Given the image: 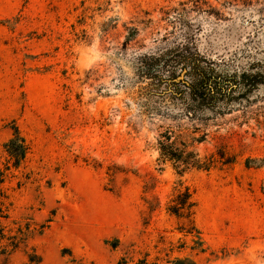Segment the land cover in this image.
Masks as SVG:
<instances>
[{
  "label": "rangeland",
  "instance_id": "obj_1",
  "mask_svg": "<svg viewBox=\"0 0 264 264\" xmlns=\"http://www.w3.org/2000/svg\"><path fill=\"white\" fill-rule=\"evenodd\" d=\"M197 1L0 0V166L12 124L29 144L0 186V264H133L158 234L190 245L165 209L180 180L207 249L174 255L264 264V79L205 109L192 147L210 167L157 159L172 120L146 108L181 104L146 94L139 55L191 41L228 71L264 72V0Z\"/></svg>",
  "mask_w": 264,
  "mask_h": 264
},
{
  "label": "trees",
  "instance_id": "obj_2",
  "mask_svg": "<svg viewBox=\"0 0 264 264\" xmlns=\"http://www.w3.org/2000/svg\"><path fill=\"white\" fill-rule=\"evenodd\" d=\"M200 2L201 0L196 4ZM138 62L139 74L149 81L150 87L146 94L154 95L165 103L178 100L181 104V109L175 113L165 105L146 108L151 115L172 120V123L159 125L160 129L155 137L157 159L162 162L169 161L178 173L193 167H210L212 156L201 157L192 147L194 142H199L206 136V132L200 131L207 119L205 109L214 108L220 100L232 96L237 89L253 88L264 79V72L247 69L240 72L228 71L220 66V61L199 53L191 41H185L158 54L143 53L139 55ZM181 72L183 77L177 79ZM11 128L12 135L4 143L7 157L0 166V186L10 169L18 167L29 150V144L17 125L12 124ZM108 169V174L113 178L115 170H110V167ZM153 199H145L144 223L149 222L157 206ZM195 207L193 191L183 181H178L165 203V209L178 219L177 232L188 237L190 245L182 239L173 243L165 235L158 234L153 246L156 256L149 260V253L146 252L133 264H198L189 257L174 255V252L182 253L186 248L194 251L196 255L207 249L195 223ZM23 236H27V233ZM18 243L20 242L17 241L13 246L16 247ZM118 264H127V261L121 259Z\"/></svg>",
  "mask_w": 264,
  "mask_h": 264
}]
</instances>
